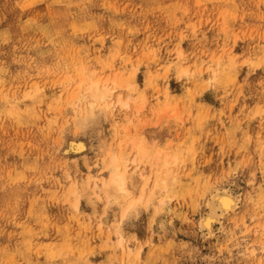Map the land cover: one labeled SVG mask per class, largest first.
<instances>
[{
	"label": "rangeland",
	"instance_id": "374dc122",
	"mask_svg": "<svg viewBox=\"0 0 264 264\" xmlns=\"http://www.w3.org/2000/svg\"><path fill=\"white\" fill-rule=\"evenodd\" d=\"M261 113L264 0H0V264H261Z\"/></svg>",
	"mask_w": 264,
	"mask_h": 264
},
{
	"label": "bare ground",
	"instance_id": "6f19581e",
	"mask_svg": "<svg viewBox=\"0 0 264 264\" xmlns=\"http://www.w3.org/2000/svg\"><path fill=\"white\" fill-rule=\"evenodd\" d=\"M97 86H98V82H95V85H93V90L95 91L96 89H97ZM113 86V85H112ZM108 87V86H107ZM103 89L101 90L102 92H100V91H98V94H99V92H100V94L97 96V94L93 91V93L95 94L94 96H96L95 98H92V97H90L89 96V98H92V99H94V101L96 100V99H98L99 101H98V103L100 102V100L101 101H103V102H106V99L105 98H110V96H111V92L113 91H111V90H105L106 88H105V85H104V87H102ZM113 88V87H112ZM105 90V91H104ZM115 90V89H114ZM108 91V92H107ZM111 91V92H110ZM108 93V94H107ZM110 94V95H109ZM119 96L120 95H118V96H116V100H118L117 101V103H115V104H119L118 106H121V105H123V108L125 107V108H127V103H126V101H128L127 99H125V102L124 103H126V104H122L123 103V101L121 102L120 101V99H119ZM118 98V99H117ZM121 98V97H120ZM111 99V98H110ZM109 99V100H110ZM113 99V98H112ZM132 99H135V98H132ZM115 100V101H116ZM136 100H137V98H136ZM135 100V101H136ZM114 101V100H113ZM133 101V104L135 103L134 102V100H131L130 102H132ZM94 104V103H93ZM108 104V103H107ZM106 104V107L107 108H112V103H109L108 105ZM114 105V104H113ZM131 105V104H130ZM129 106V105H128ZM114 108V107H113ZM119 108V107H118ZM121 108V107H120ZM137 108V107H136ZM137 111H139V110H137ZM71 143V142H70ZM69 145V144H68ZM67 145V146H68ZM69 147L70 148H72L73 150H75V152L76 151H81L82 149H83V145L82 144H75V143H71L70 145H69ZM69 148V149H70ZM74 152V153H75ZM121 155V154H120ZM115 158V157H114ZM119 158H120V156H119ZM122 158V157H121ZM120 158V159H121ZM122 160V159H121ZM121 160L120 161H117L116 160V162H114V163H120L121 162ZM113 161H115V159H113ZM122 161H124V160H122ZM126 161V160H125ZM111 163V162H110ZM117 163V164H118ZM121 163H123V162H121ZM133 163V162H132ZM116 164V165H117ZM126 164V162H124V164L122 165V167L124 166H126L125 165ZM120 165V164H119ZM167 165V164H166ZM110 166V165H109ZM121 166V165H120ZM112 167V166H111ZM118 167V166H117ZM117 167H115V169H113V170H115L116 172H114V174L112 175V176H110V178L108 179V181L107 182H105L104 184H102L103 183V181L101 182V184H102V186L101 187H103V191L106 193V194H110V195H113V197H115V196H119L120 194H125L126 195V190H125V188H124V186H125V184H124V174L125 173H123V172H117L118 171V168ZM121 168V167H120ZM126 168V167H125ZM124 168V169H125ZM127 169V168H126ZM126 169H125V171H126ZM112 170V171H113ZM122 171H124V170H122ZM159 179V178H158ZM172 180V179H171ZM155 181H157V179H155ZM158 181H160V180H158ZM162 181H164V180H161V182ZM155 183V182H154ZM163 183V182H162ZM161 183V184H162ZM158 185H161V184H159V183H157ZM155 185V184H154ZM155 187V186H154ZM157 187V186H156ZM155 187V188H156ZM159 187H161V186H159ZM159 189V188H158ZM104 192H102V193H104ZM217 198L218 199H216L221 205H222V209H229V206H228V208H226V205L227 204H230V206H231V201H230V198H228L227 196H225V195H223V193H222V195H218L217 196ZM216 201V202H217ZM218 203V204H219ZM223 205H225V208H223L224 206ZM214 206V205H213ZM219 207H220V205H219ZM221 208V207H220ZM214 213H215V210H214ZM211 224H212V219L211 218H207V219H205L204 220V222H203V226H204V228L206 229V230H208V231H210V228H211Z\"/></svg>",
	"mask_w": 264,
	"mask_h": 264
},
{
	"label": "snow or ice",
	"instance_id": "6c2138e0",
	"mask_svg": "<svg viewBox=\"0 0 264 264\" xmlns=\"http://www.w3.org/2000/svg\"><path fill=\"white\" fill-rule=\"evenodd\" d=\"M261 115H264V113H261ZM261 264H264V261H262Z\"/></svg>",
	"mask_w": 264,
	"mask_h": 264
}]
</instances>
